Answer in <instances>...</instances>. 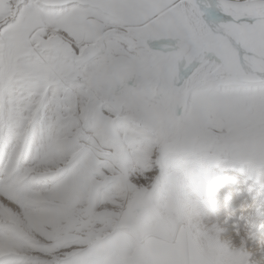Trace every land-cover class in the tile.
Returning <instances> with one entry per match:
<instances>
[{
  "label": "snow or ice",
  "instance_id": "snow-or-ice-1",
  "mask_svg": "<svg viewBox=\"0 0 264 264\" xmlns=\"http://www.w3.org/2000/svg\"><path fill=\"white\" fill-rule=\"evenodd\" d=\"M234 169L264 184V0H0V264H243L159 215L239 242Z\"/></svg>",
  "mask_w": 264,
  "mask_h": 264
},
{
  "label": "clouds",
  "instance_id": "clouds-1",
  "mask_svg": "<svg viewBox=\"0 0 264 264\" xmlns=\"http://www.w3.org/2000/svg\"><path fill=\"white\" fill-rule=\"evenodd\" d=\"M174 206H184L182 214L174 215L170 209ZM159 215L168 220L170 230L166 234V241L169 244H176L189 239L199 250L202 256H209L210 242H215L219 247L234 253L243 264H264V241H258L254 247H245V242L251 239L247 231L240 236L239 242L231 237L220 235L215 226L209 227L205 223L206 217H202L198 212L189 208L185 203V196L182 189L177 187L169 196L162 198L159 202ZM156 222L154 221L149 231L144 236L147 243L151 239L161 238L155 231ZM217 259H220L217 257Z\"/></svg>",
  "mask_w": 264,
  "mask_h": 264
},
{
  "label": "bare ground",
  "instance_id": "bare-ground-1",
  "mask_svg": "<svg viewBox=\"0 0 264 264\" xmlns=\"http://www.w3.org/2000/svg\"><path fill=\"white\" fill-rule=\"evenodd\" d=\"M213 179H214V174H213ZM251 189H255V190H261V189H263L264 188V184H262V183H255V184H253V183H248L247 184ZM263 197H264V194H263ZM252 200V199H251ZM254 200L257 202H259L260 201V194L259 193H257V195L254 197ZM262 203H264V200L262 201ZM237 207V206H236ZM236 207H233V208H231V209H228V210H226V211H229V212H232V211H234V212H236V210H235V208ZM246 213V212H245ZM245 213H239V212H237V215H243L246 219H248V217L249 216H246L245 215ZM262 219H264V217L262 218ZM248 221V220H247ZM263 224H264V220H263ZM247 231H249L248 230V228H246V225H244L243 226ZM256 229H258V227H256ZM250 232V231H249ZM253 233V231H251L250 232V234H252ZM258 241H264V236H263V238L261 239V240H249L248 241V246H249V244H251L252 245V247H254L255 245H256V243L258 242Z\"/></svg>",
  "mask_w": 264,
  "mask_h": 264
},
{
  "label": "rangeland",
  "instance_id": "rangeland-1",
  "mask_svg": "<svg viewBox=\"0 0 264 264\" xmlns=\"http://www.w3.org/2000/svg\"><path fill=\"white\" fill-rule=\"evenodd\" d=\"M230 206H236V201H234V199H232L231 200V204H230ZM229 209H231V208H229ZM264 220V219H263ZM153 223H154V221L151 219V218H149V219H146V220H142L141 222H140V227L141 228H144V229H150L151 228V226L153 225ZM170 226V225H169ZM249 247H252V246H249Z\"/></svg>",
  "mask_w": 264,
  "mask_h": 264
}]
</instances>
